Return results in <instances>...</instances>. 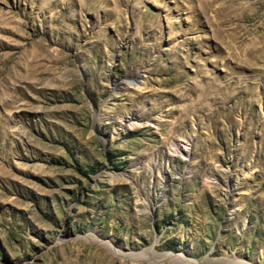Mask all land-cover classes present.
I'll return each mask as SVG.
<instances>
[{"label": "rangeland", "instance_id": "obj_1", "mask_svg": "<svg viewBox=\"0 0 264 264\" xmlns=\"http://www.w3.org/2000/svg\"><path fill=\"white\" fill-rule=\"evenodd\" d=\"M233 259L264 264V0H0V264Z\"/></svg>", "mask_w": 264, "mask_h": 264}, {"label": "bare ground", "instance_id": "obj_2", "mask_svg": "<svg viewBox=\"0 0 264 264\" xmlns=\"http://www.w3.org/2000/svg\"><path fill=\"white\" fill-rule=\"evenodd\" d=\"M140 77H141V74H139V75H137L135 77L133 76V78H131V79H126L125 83L127 84L129 81L130 82H133L135 80L137 81L138 80L137 78H140ZM124 117H125L126 120H129V119L134 120V121H131V124L134 123L135 121L136 122L140 121V114L137 113V112H134L132 110H129L127 113H125ZM189 140L190 139H188V141ZM188 141L186 140L185 144H188ZM176 148L178 150H182V149L187 150L188 146L187 145H182V143H180V144H176ZM254 169H255V162L254 161L251 162L248 165H245V164H241L239 162V160L237 158H235L234 161L232 162L231 168L229 169V174H230L231 180L233 181V183H232L233 187L229 188L227 190L229 192L228 195H232V193H233L232 190L235 187H237L239 184H243L245 182L247 173L251 172ZM233 195H232V197H233ZM233 198H235V197H233ZM235 199H233V200H235ZM179 259L182 260L183 262H187L188 263L187 260L182 259L181 257H179ZM230 262L233 263V264H252L250 262H245V261H242L240 259L239 260L238 259H235V260L233 259Z\"/></svg>", "mask_w": 264, "mask_h": 264}]
</instances>
